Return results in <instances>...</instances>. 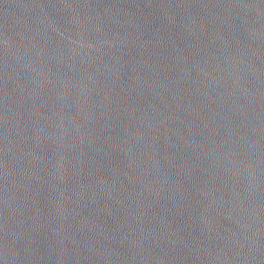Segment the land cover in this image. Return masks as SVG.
Returning <instances> with one entry per match:
<instances>
[{
	"label": "water",
	"instance_id": "1",
	"mask_svg": "<svg viewBox=\"0 0 264 264\" xmlns=\"http://www.w3.org/2000/svg\"><path fill=\"white\" fill-rule=\"evenodd\" d=\"M0 264H264V0H0Z\"/></svg>",
	"mask_w": 264,
	"mask_h": 264
}]
</instances>
